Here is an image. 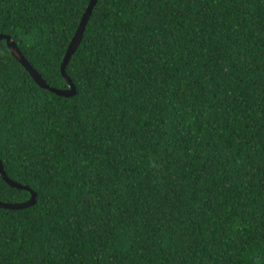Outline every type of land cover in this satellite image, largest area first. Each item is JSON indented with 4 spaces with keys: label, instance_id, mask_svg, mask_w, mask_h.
Listing matches in <instances>:
<instances>
[{
    "label": "trees",
    "instance_id": "obj_1",
    "mask_svg": "<svg viewBox=\"0 0 264 264\" xmlns=\"http://www.w3.org/2000/svg\"><path fill=\"white\" fill-rule=\"evenodd\" d=\"M89 0H0L42 78ZM40 86L0 41V264H264V0H98ZM30 191L0 174V200Z\"/></svg>",
    "mask_w": 264,
    "mask_h": 264
},
{
    "label": "water",
    "instance_id": "obj_2",
    "mask_svg": "<svg viewBox=\"0 0 264 264\" xmlns=\"http://www.w3.org/2000/svg\"><path fill=\"white\" fill-rule=\"evenodd\" d=\"M98 0H89V3L86 7V10L84 11L82 18L80 20V23L67 47V50L65 52V55L63 57V61L61 63V71L64 76V79L68 83L67 88H58V87H53L50 84H48L42 76L39 74V72L29 63V61L25 58L23 55L22 51L19 49L16 41L11 37L9 34H0V41L1 40H6L7 46L11 53L26 67V69L30 72L31 76L34 78V80L42 87L47 88L51 91L56 92L59 95H64V96H70L75 94L76 88L75 85L72 81V78L68 75L66 72V67L67 64L69 63L73 53L77 50L78 46L80 45L82 39H83V34L86 28V25L89 21V18L91 17V14L93 12V8L96 5ZM0 174L2 175L3 179L10 184L11 186L19 189H26L30 191L31 197L25 201H20V202H5L0 200V207L4 208H11V209H20V208H25L31 205H34L37 202V192L33 190L29 185L27 184H22L12 178H10L3 166L2 160L0 158Z\"/></svg>",
    "mask_w": 264,
    "mask_h": 264
},
{
    "label": "clouds",
    "instance_id": "obj_3",
    "mask_svg": "<svg viewBox=\"0 0 264 264\" xmlns=\"http://www.w3.org/2000/svg\"><path fill=\"white\" fill-rule=\"evenodd\" d=\"M1 34V33H0ZM4 34V33H3ZM12 37V36H11ZM17 43V42H16ZM18 45V44H17ZM19 47V46H18ZM20 49V48H19ZM21 50V49H20ZM24 55V54H23ZM25 56V55H24ZM26 58V57H25ZM27 59V58H26ZM30 63V62H29ZM26 68V67H25Z\"/></svg>",
    "mask_w": 264,
    "mask_h": 264
}]
</instances>
